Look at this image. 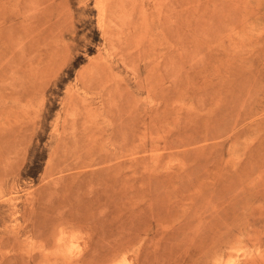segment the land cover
<instances>
[{"label":"rangeland","instance_id":"1","mask_svg":"<svg viewBox=\"0 0 264 264\" xmlns=\"http://www.w3.org/2000/svg\"><path fill=\"white\" fill-rule=\"evenodd\" d=\"M0 264H264V0H0Z\"/></svg>","mask_w":264,"mask_h":264},{"label":"bare ground","instance_id":"2","mask_svg":"<svg viewBox=\"0 0 264 264\" xmlns=\"http://www.w3.org/2000/svg\"><path fill=\"white\" fill-rule=\"evenodd\" d=\"M102 7H104V5H102ZM103 9H105V8H103ZM104 11V10H103ZM104 14H105V12H104ZM105 17V16H104Z\"/></svg>","mask_w":264,"mask_h":264}]
</instances>
